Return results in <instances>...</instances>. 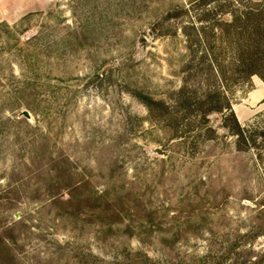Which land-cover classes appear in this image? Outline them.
<instances>
[{
  "label": "rangeland",
  "instance_id": "374dc122",
  "mask_svg": "<svg viewBox=\"0 0 264 264\" xmlns=\"http://www.w3.org/2000/svg\"><path fill=\"white\" fill-rule=\"evenodd\" d=\"M261 6L0 0V264H264V103L244 144L196 105L247 104Z\"/></svg>",
  "mask_w": 264,
  "mask_h": 264
},
{
  "label": "trees",
  "instance_id": "16d2710c",
  "mask_svg": "<svg viewBox=\"0 0 264 264\" xmlns=\"http://www.w3.org/2000/svg\"><path fill=\"white\" fill-rule=\"evenodd\" d=\"M262 10L261 6L241 12V16L248 20V23L243 24L242 28L234 23L233 32L235 31L239 35H247L250 40L237 44V48L229 63L232 64L233 72L239 77L243 75L246 79H249L252 75H257L264 81V13ZM239 17L237 16L236 19H240ZM191 28L194 29V38L199 42V32H204L205 27ZM215 61L218 63L217 60ZM206 62V67L216 76L218 72L215 70L213 61L208 60ZM196 105L202 109L201 112L204 117L211 113H220L225 122L224 126L229 128L233 135L240 138L239 142L241 144L246 142L244 136L245 128L235 116L229 96L225 95L221 89L209 90L205 97L199 100ZM259 135H264V130L260 131Z\"/></svg>",
  "mask_w": 264,
  "mask_h": 264
},
{
  "label": "crops",
  "instance_id": "0c3cea01",
  "mask_svg": "<svg viewBox=\"0 0 264 264\" xmlns=\"http://www.w3.org/2000/svg\"><path fill=\"white\" fill-rule=\"evenodd\" d=\"M252 83L255 86V89L250 93H247L245 98L246 105H236L232 104L231 108L237 117L240 124L243 125L244 121H248L250 117L255 114L257 107L261 105V102L264 103V81L257 75L251 76ZM255 106V107H253Z\"/></svg>",
  "mask_w": 264,
  "mask_h": 264
},
{
  "label": "water",
  "instance_id": "95a60500",
  "mask_svg": "<svg viewBox=\"0 0 264 264\" xmlns=\"http://www.w3.org/2000/svg\"><path fill=\"white\" fill-rule=\"evenodd\" d=\"M22 115H24L26 118L30 117L29 112H27L26 110L22 111ZM158 152L161 153L160 151H158Z\"/></svg>",
  "mask_w": 264,
  "mask_h": 264
}]
</instances>
